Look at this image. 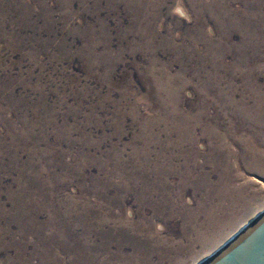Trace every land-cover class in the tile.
I'll return each instance as SVG.
<instances>
[{
  "label": "rangeland",
  "instance_id": "rangeland-1",
  "mask_svg": "<svg viewBox=\"0 0 264 264\" xmlns=\"http://www.w3.org/2000/svg\"><path fill=\"white\" fill-rule=\"evenodd\" d=\"M264 211V0H0V264H199Z\"/></svg>",
  "mask_w": 264,
  "mask_h": 264
},
{
  "label": "water",
  "instance_id": "water-1",
  "mask_svg": "<svg viewBox=\"0 0 264 264\" xmlns=\"http://www.w3.org/2000/svg\"><path fill=\"white\" fill-rule=\"evenodd\" d=\"M199 264H264V211L238 237Z\"/></svg>",
  "mask_w": 264,
  "mask_h": 264
},
{
  "label": "bare ground",
  "instance_id": "bare-ground-1",
  "mask_svg": "<svg viewBox=\"0 0 264 264\" xmlns=\"http://www.w3.org/2000/svg\"><path fill=\"white\" fill-rule=\"evenodd\" d=\"M259 215V214H258ZM258 215L256 216V217H254V218H252V219H250L246 224H244L228 241H227V243L228 242H230V241H232L234 238H236V237H238L239 236V234H241V232H243L244 230H246L247 228H248V226H250L251 224H252V222H253V220L255 219V218H257L258 217ZM227 243H225L223 246H225ZM223 246L221 247V248H223ZM220 248V249H221ZM220 249H218V250H220ZM207 259V258H206ZM206 259H204V260H206ZM204 260H202V261H204ZM201 261V262H202Z\"/></svg>",
  "mask_w": 264,
  "mask_h": 264
}]
</instances>
